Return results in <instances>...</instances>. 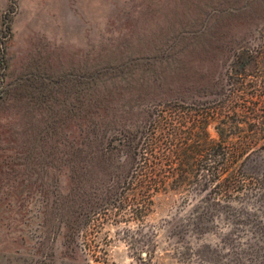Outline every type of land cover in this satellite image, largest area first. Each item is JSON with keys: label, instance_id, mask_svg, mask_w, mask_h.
I'll list each match as a JSON object with an SVG mask.
<instances>
[{"label": "rangeland", "instance_id": "rangeland-1", "mask_svg": "<svg viewBox=\"0 0 264 264\" xmlns=\"http://www.w3.org/2000/svg\"><path fill=\"white\" fill-rule=\"evenodd\" d=\"M221 88L264 106V0H0V264H264L263 236L132 182L128 130Z\"/></svg>", "mask_w": 264, "mask_h": 264}, {"label": "trees", "instance_id": "trees-1", "mask_svg": "<svg viewBox=\"0 0 264 264\" xmlns=\"http://www.w3.org/2000/svg\"><path fill=\"white\" fill-rule=\"evenodd\" d=\"M207 94L213 98L205 104L154 107L149 126L128 130L124 145L138 170L132 182L143 188L142 198L169 190L195 199L192 224L198 232H207L203 220L213 210L234 229L242 224L251 236L264 237L258 204L264 197V163L258 159L264 151V106L247 104L248 94L237 89ZM211 124L216 137L207 131Z\"/></svg>", "mask_w": 264, "mask_h": 264}]
</instances>
